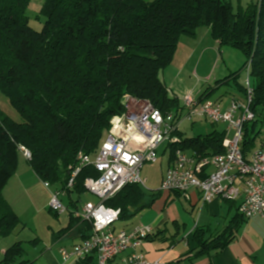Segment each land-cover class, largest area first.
<instances>
[{"label":"trees","instance_id":"1","mask_svg":"<svg viewBox=\"0 0 264 264\" xmlns=\"http://www.w3.org/2000/svg\"><path fill=\"white\" fill-rule=\"evenodd\" d=\"M31 1L0 0V92L22 119L15 122L0 110V240L22 226L2 196L18 171L20 147L31 152L29 165L44 184L60 185L68 196L87 193L85 181L99 176L91 166L82 168L68 187L79 156L98 153L112 120L129 111L125 99L151 104L165 115L183 114L161 74L173 62L180 39L195 37L200 29H209L221 47L245 57L243 69H249L255 90V120L244 127L242 151L248 158L256 149V124L264 119V0H250L237 12L232 2L241 0H45L42 13L47 20L41 32L31 28L26 15ZM237 75L217 85L234 80L238 86ZM210 91L199 100L206 101ZM175 135L180 142L168 146L171 162L180 149L203 158L225 153L224 132ZM160 193L128 185L105 205L120 210L118 221L128 222L150 209ZM77 220L81 218L72 219L69 227ZM83 225L85 240L92 226ZM237 231L230 226L208 238L197 231L198 256L224 250ZM24 255L23 243H15L0 264H31Z\"/></svg>","mask_w":264,"mask_h":264},{"label":"built area","instance_id":"2","mask_svg":"<svg viewBox=\"0 0 264 264\" xmlns=\"http://www.w3.org/2000/svg\"><path fill=\"white\" fill-rule=\"evenodd\" d=\"M249 85L248 81L245 102L233 100L226 109L210 100L197 105V98L191 94L180 100L186 119L198 117L214 125L227 124L233 135L224 140L223 155L203 158L176 150L162 180L161 192L180 193L188 198L190 190H197L203 205L216 198L241 199L238 212L244 220L256 217L264 220V145L256 148L248 158L242 151L244 127L255 120ZM130 102L125 99V103ZM134 105V110L129 109L112 120V128L93 158L79 156V165L68 187H73L82 168L93 167L99 176L88 178L84 186L98 203L83 206L80 217L91 224L92 232L80 244L60 250L66 263L95 257L96 264H158L148 261L141 251L144 241L153 235V229L140 225L130 232L117 233L114 225L119 220L120 210L107 207L105 202L128 185L146 187V180L141 178L144 165L156 163L158 151L166 143L180 142L175 134L184 112L180 116L175 113L165 115L148 103ZM20 152L28 162L31 161L29 150L20 147ZM64 194L61 191L51 193L49 209L55 214L67 211L61 199ZM125 253L129 255L118 263L117 259Z\"/></svg>","mask_w":264,"mask_h":264},{"label":"crops","instance_id":"3","mask_svg":"<svg viewBox=\"0 0 264 264\" xmlns=\"http://www.w3.org/2000/svg\"><path fill=\"white\" fill-rule=\"evenodd\" d=\"M210 35L211 31L209 29H200L195 37L184 36L180 39L179 46L172 63H174L175 59L179 60L180 57L182 58V63L180 62L177 69L171 74V82L167 81L168 78L165 79L166 70L162 73L161 77L162 81L169 89V94H173L172 97H177L179 99L173 88L170 87L172 84L173 87L175 86L176 78L179 80L183 77V81L187 83V93L193 95L197 99L201 98V96L208 90H211L213 94V92L218 91L222 86L229 84L224 83L223 85L218 86L217 83L219 81L217 80L214 89L209 87L204 90V87L207 84L215 80V72L213 70L210 71L207 67L209 64L204 62L205 54L208 50H211L212 53H216V50H218L220 54H222L221 51L223 49L219 42L215 40L212 43L210 42ZM206 40H209L208 42H210L212 46L207 47L206 49L208 50L206 51L205 49L200 54L195 67L190 66V62L197 56L200 49H202V44H204ZM242 71H244V69H242ZM243 74H246L247 82L249 81V84L254 87L253 83L249 79V72L246 70ZM238 86L246 89L247 83L244 85V83L238 82ZM238 86H235L233 92L227 93L213 102L220 104L223 109L228 108L233 100L244 103L246 95L245 91H241ZM210 98L211 95L206 98V101H212ZM179 100H181V98ZM180 124L181 122L179 123V132L181 133ZM219 125L212 124L214 129L213 132H224L225 139L231 138L233 132L228 131L227 124H224L225 127L221 130L218 127ZM256 131L260 132L256 147L258 148L261 145H264V119L258 121L256 124ZM172 143H166L160 148L162 149V156L167 158L166 172L172 164L171 150L168 148L169 145H173ZM187 153L192 155V152L187 151ZM26 162L29 163L27 160ZM20 167L21 164L19 162L18 171ZM23 171L25 173L22 175L27 176L36 185V178H38L37 175L34 172H31V170L23 169ZM163 178L164 176L162 177V180ZM162 180L156 192H161L160 186ZM5 199L9 201L7 198ZM49 201L46 203V206H49ZM73 203L74 201H71L73 208L69 211V216L65 225L61 224V227H59L58 230L50 227L52 231V238L50 242H45L42 239L34 240L33 242H36L33 243V245L35 248L38 247L40 249L37 250L36 248L35 257L26 261L31 262V264H96V259L89 260V258H87L78 262L71 261L66 263L61 257V249L71 248L80 244L84 240L82 231L83 227H85L84 225H86H83V223L86 221L80 217L83 207L80 209L77 205H73ZM87 203L93 202L89 201ZM96 203H98V200ZM240 203L241 199H238L237 201H228L223 198H216L210 203L203 205L200 193L193 189L190 190L188 198L181 194L161 192L159 198L153 206L138 215L140 216L139 221L132 223V220H134L132 219L127 222L126 228L119 231L130 232L135 227L140 225L151 227L153 229V235L148 240L144 241L141 251L144 253L146 259L152 263L264 264V220L258 217L249 220L242 219L238 212ZM66 212H68V208ZM66 212H64L63 215H65ZM57 215L58 214H56V216ZM77 218H81V221L77 220L73 223L72 227H69L72 219L76 220ZM59 222L62 223L61 220H59ZM230 226L238 227V231L236 233V238L224 250L213 253L208 257L198 256L197 244L194 241V235L197 231L205 232V237L208 238ZM114 229L116 232H119L116 224ZM38 242H40V246H36ZM7 248L9 247H0V262L3 261ZM128 255V253L123 254L117 259V262L120 263Z\"/></svg>","mask_w":264,"mask_h":264},{"label":"rangeland","instance_id":"4","mask_svg":"<svg viewBox=\"0 0 264 264\" xmlns=\"http://www.w3.org/2000/svg\"><path fill=\"white\" fill-rule=\"evenodd\" d=\"M248 3H250V0H241L240 3H238L237 1H233L232 6L234 11L237 12L240 6L246 7ZM44 4L45 0H32L27 7L26 15L30 19L31 28L36 32H41L43 30L47 20L42 13ZM209 40L211 43L214 42L212 35H210ZM208 41L206 40L204 44H202V49H200L197 56L190 62V66L195 67L200 54L207 47L212 46V44ZM207 50L208 49H206V51ZM221 53L222 54H220L218 50H216V53H212L211 50H208L205 54L204 62L209 64V66L207 67L210 71L213 70L215 72V80L207 84L204 87V90L208 89L209 87H211L212 89L215 88L217 80L223 81L227 78H231L233 76L235 77V75L237 74H239V76H236L238 82H242L244 83V85L247 83V73L243 74L244 72H246V68L244 71H242L246 62L243 54L240 51L230 47H223ZM176 60L177 59H175L174 63H172L165 71V79L168 78L167 81L171 82V74L177 69L179 63H182L181 57L179 60ZM175 80V86L173 87L172 84L170 85V87L173 88L179 99H182L185 95H188L187 83L183 81V77H181L179 80L176 78ZM235 86L236 85L234 83V80H231L229 84L222 86L218 91L213 92L210 99L212 101L218 100L221 96L233 92ZM172 96L173 94L170 93V97ZM129 104L130 109L134 110V103L130 102ZM0 110L13 121L18 123L22 122L20 115L12 106L10 100L1 92ZM186 115V112H184L180 124V131L183 134L184 138L205 136L213 132L214 129L210 122H207L200 118L186 119ZM218 127L221 130L225 127V125L220 124ZM20 164L21 167L18 173L10 180V182H8L2 196L4 199L7 198L9 200L7 201L5 199L11 205V208L21 220L23 227L21 226L13 235L1 239L0 247H11L15 243L22 242L25 250L24 260H31L35 257V249H40L38 247L35 248L32 242L34 240L40 239L45 242H50L52 238V231L50 227L58 230L59 227H61V224L65 225L69 216V211L73 208L71 205V201L76 202L77 206L81 209L89 201L96 203L97 199L89 193H85L80 197H78L76 194H71L70 196H62V203L66 208H68V212H66L65 215L62 214L63 216L57 215V217L54 212L52 213L50 211L49 206H46V203L51 199V192L60 190V185H52L49 188H46L44 183L38 178H36L37 184L35 185L31 179H29L27 176L22 175L25 173L23 169L31 170V172H34L32 171L29 163L26 162V159H24L22 154L20 156ZM166 169L167 158L162 156V149H160L158 152V161L154 164H145L141 171V178L147 181L145 187L147 193L152 194L158 190L162 177L166 173ZM59 220H61L62 223H60ZM139 220L140 216H137L136 218H134V220H132V223H135ZM116 227L118 231L126 228L127 222L119 221L116 223ZM36 246H40V242H38Z\"/></svg>","mask_w":264,"mask_h":264},{"label":"bare ground","instance_id":"5","mask_svg":"<svg viewBox=\"0 0 264 264\" xmlns=\"http://www.w3.org/2000/svg\"><path fill=\"white\" fill-rule=\"evenodd\" d=\"M254 94H255L254 87H252L251 85H249V97L251 99H254ZM204 104H205V101H200L199 99H197V105H204Z\"/></svg>","mask_w":264,"mask_h":264}]
</instances>
